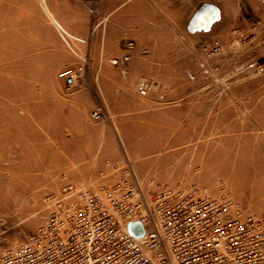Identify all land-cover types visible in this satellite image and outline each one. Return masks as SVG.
<instances>
[{
	"label": "rangeland",
	"instance_id": "374dc122",
	"mask_svg": "<svg viewBox=\"0 0 264 264\" xmlns=\"http://www.w3.org/2000/svg\"><path fill=\"white\" fill-rule=\"evenodd\" d=\"M144 1L0 0V244L27 239L49 195L101 193L127 166L144 192L195 183L264 212V0H215L190 31L154 0L142 54ZM95 140L117 158L74 168Z\"/></svg>",
	"mask_w": 264,
	"mask_h": 264
},
{
	"label": "built area",
	"instance_id": "2783aa9c",
	"mask_svg": "<svg viewBox=\"0 0 264 264\" xmlns=\"http://www.w3.org/2000/svg\"><path fill=\"white\" fill-rule=\"evenodd\" d=\"M75 84L69 73L66 88ZM121 172L130 179L101 193L49 195L48 213L27 239L0 244V264H264V212L240 214L228 195L195 183L144 192L130 166Z\"/></svg>",
	"mask_w": 264,
	"mask_h": 264
},
{
	"label": "crops",
	"instance_id": "0c3cea01",
	"mask_svg": "<svg viewBox=\"0 0 264 264\" xmlns=\"http://www.w3.org/2000/svg\"><path fill=\"white\" fill-rule=\"evenodd\" d=\"M173 1L166 0L167 6H168V7H166L167 13L169 11V13L175 14L174 19L178 20V21H179L178 15L182 14L181 22L183 23V28L187 31L188 30L190 31V29H193V28H196V29H199L200 27L203 28L202 25H204L203 23L205 22L204 21L205 18H203L204 22H202V19H197L195 21H193V19H192L193 16L197 12H199L200 7H202L204 4L213 5L216 7L215 0H179V1L173 0ZM155 3L156 2L154 0H145L143 7H140V6H134L133 7L132 6L130 9L132 11V13L134 14V18L136 21V24L134 27L135 31L133 33L135 36L134 51H138L142 54L145 53V51L147 49V46L145 44L147 42L146 36H148L150 38L149 32L152 29V27L146 22V19L149 17L148 15L156 12V8L153 9V5H155ZM176 5L178 7H176ZM140 8H143V9H140ZM206 12L207 13L205 16L207 17L210 14V10L207 9ZM171 14H168V15H171ZM144 18H145V20H144ZM172 20H173V17H172ZM210 22H211V20L207 21L206 27H208ZM178 27H180V26H178ZM142 37H144V42H140V40H139V38H142ZM132 59H134V58H132ZM132 59L129 61L130 64L133 62ZM144 62H147V61L144 59ZM98 141L97 140L91 141L94 143V147L92 145L90 146V148H88V145H87V147H85L86 148L85 156H82V158H85L87 160H84V159L79 160L80 161L79 164L73 165L74 168H77L81 172H84L86 170V168H88V167L92 168L93 165L95 166L96 164L100 165V167L104 168V167H106V165L104 164V160H103L104 157L109 156V157H112L113 159L117 158L118 154L114 150V147H112L111 149H110V147H107V148L104 147L102 150L106 151L105 152L106 155H102V157H99L98 155H96L95 152H97L98 150L95 151V149H97L99 147ZM92 150H94L95 152L94 151L92 152ZM107 152L109 153L108 155H107ZM92 154H93V156H92ZM98 158H99V160H98Z\"/></svg>",
	"mask_w": 264,
	"mask_h": 264
},
{
	"label": "water",
	"instance_id": "95a60500",
	"mask_svg": "<svg viewBox=\"0 0 264 264\" xmlns=\"http://www.w3.org/2000/svg\"><path fill=\"white\" fill-rule=\"evenodd\" d=\"M207 9L208 10H210V14H214V13H216V9H215V6H213V5H208V4H204L203 6H202V8L201 9H199V12H197L194 16H193V21H195V20H197V19H203V17H206L205 15H206V11H207ZM208 15V14H207ZM209 16L210 15H208L206 18H205V22H206V20L207 19H209ZM208 21V20H207ZM204 22V23H205ZM207 23V22H206ZM131 228V230L136 234V235H139V234H141L142 233V227H141V225L139 224V223H133V224H130L129 225Z\"/></svg>",
	"mask_w": 264,
	"mask_h": 264
}]
</instances>
